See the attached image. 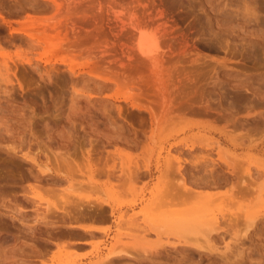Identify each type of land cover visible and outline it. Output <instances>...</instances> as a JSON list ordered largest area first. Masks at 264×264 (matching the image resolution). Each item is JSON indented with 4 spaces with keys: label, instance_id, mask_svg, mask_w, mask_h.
I'll list each match as a JSON object with an SVG mask.
<instances>
[{
    "label": "rangeland",
    "instance_id": "obj_1",
    "mask_svg": "<svg viewBox=\"0 0 264 264\" xmlns=\"http://www.w3.org/2000/svg\"><path fill=\"white\" fill-rule=\"evenodd\" d=\"M96 261L264 264V0H0V264Z\"/></svg>",
    "mask_w": 264,
    "mask_h": 264
},
{
    "label": "bare ground",
    "instance_id": "obj_2",
    "mask_svg": "<svg viewBox=\"0 0 264 264\" xmlns=\"http://www.w3.org/2000/svg\"><path fill=\"white\" fill-rule=\"evenodd\" d=\"M136 37H137V43L134 44V46L136 45V48H135L137 50L136 52H138L143 57H147V59L148 58L153 59L156 56L157 52H158V40H157V38L154 35H149L146 32L141 31V30H139V33L136 35ZM134 46H133V48H134ZM151 61H154V60H151ZM151 220L152 219L148 217V221L151 222ZM149 222H147V223H149ZM163 223H164V226L166 225V226L172 227V230H174L175 231L174 233L177 234L178 236L187 234V233H189V231L190 232H195V230H201L202 232L208 233V235L207 234L206 235L209 236V234L211 232L213 233L214 229L216 230L215 226H214V229L212 228V224L210 222L204 223V226L201 228V225L203 223H201V221H199V216L195 212L194 213L193 212L183 213L182 215H180L179 217L175 218L174 220L171 219V218H165L163 220ZM249 223H251V221ZM93 226H95V225H93ZM252 226L253 225L250 224V226H248V229L251 228ZM84 228H88V227H84ZM163 231H165V229H163ZM189 238H191V237H189ZM194 240L188 239V240H185V241H186V243H190L191 246H196L197 247L198 246V242L194 241ZM141 242H143V241H140L139 243H141ZM117 246L113 247L111 249V251L109 252V254L111 256H113V257L116 256V255L132 256L130 251L128 252L125 249L117 248ZM143 247L144 246H142L141 249ZM144 249H145V251H147L146 249H148V247L144 248ZM99 263L100 262L96 261V262H93L92 264H99Z\"/></svg>",
    "mask_w": 264,
    "mask_h": 264
},
{
    "label": "crops",
    "instance_id": "obj_3",
    "mask_svg": "<svg viewBox=\"0 0 264 264\" xmlns=\"http://www.w3.org/2000/svg\"><path fill=\"white\" fill-rule=\"evenodd\" d=\"M86 229H88L87 231H90V233H94L96 231V229L93 227H88Z\"/></svg>",
    "mask_w": 264,
    "mask_h": 264
}]
</instances>
